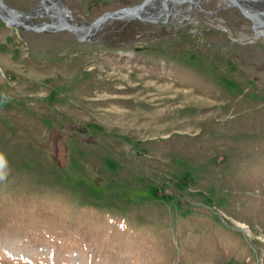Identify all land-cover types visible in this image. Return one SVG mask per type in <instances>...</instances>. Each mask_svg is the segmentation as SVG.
<instances>
[{"label": "rangeland", "instance_id": "obj_1", "mask_svg": "<svg viewBox=\"0 0 264 264\" xmlns=\"http://www.w3.org/2000/svg\"><path fill=\"white\" fill-rule=\"evenodd\" d=\"M189 6L84 40L0 20V264H264V37Z\"/></svg>", "mask_w": 264, "mask_h": 264}, {"label": "water", "instance_id": "obj_2", "mask_svg": "<svg viewBox=\"0 0 264 264\" xmlns=\"http://www.w3.org/2000/svg\"><path fill=\"white\" fill-rule=\"evenodd\" d=\"M53 0H40L28 10H18L8 6L4 0H0V19L10 27L18 31L31 30L34 32H55L66 30L72 33L78 40L89 38L96 32L94 29L100 23H107L116 20L138 19L147 22H166L173 13L176 5L187 3L190 8L205 0H141L139 3L103 12L93 21L83 24L58 22L52 15H45L49 20L40 23L33 19L44 18L37 13L42 3ZM59 1V0H58ZM228 6H233L245 16L250 22L255 32L256 27L264 26V0H226ZM74 20V18H72ZM22 29H21V28Z\"/></svg>", "mask_w": 264, "mask_h": 264}, {"label": "bare ground", "instance_id": "obj_3", "mask_svg": "<svg viewBox=\"0 0 264 264\" xmlns=\"http://www.w3.org/2000/svg\"><path fill=\"white\" fill-rule=\"evenodd\" d=\"M221 1H224L227 4L226 0H221ZM63 6L64 5H63V3L60 0L59 1L58 0L47 1L45 3H42L39 6V8L37 10V13L39 15H41V17H46L45 15H48V14L52 15V16L55 17V20L58 21V22L72 23V21H73L72 13L70 11H67ZM173 12L174 13H172V14L174 16L180 15V13L179 12H175V10ZM104 24L105 23L98 24L94 28L96 30V32L99 31L104 26ZM256 29H257V32H255L256 35L264 37V26L256 27ZM96 32H94V33H96Z\"/></svg>", "mask_w": 264, "mask_h": 264}, {"label": "clouds", "instance_id": "obj_4", "mask_svg": "<svg viewBox=\"0 0 264 264\" xmlns=\"http://www.w3.org/2000/svg\"><path fill=\"white\" fill-rule=\"evenodd\" d=\"M4 177L2 175H0V179H3Z\"/></svg>", "mask_w": 264, "mask_h": 264}]
</instances>
